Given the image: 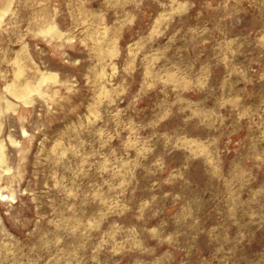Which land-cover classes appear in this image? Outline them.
Segmentation results:
<instances>
[{
    "label": "rangeland",
    "instance_id": "rangeland-1",
    "mask_svg": "<svg viewBox=\"0 0 264 264\" xmlns=\"http://www.w3.org/2000/svg\"><path fill=\"white\" fill-rule=\"evenodd\" d=\"M0 264H264V0H0Z\"/></svg>",
    "mask_w": 264,
    "mask_h": 264
}]
</instances>
